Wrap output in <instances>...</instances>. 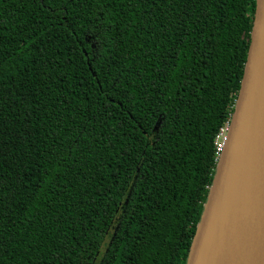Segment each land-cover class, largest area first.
Here are the masks:
<instances>
[{
    "label": "trees",
    "instance_id": "1",
    "mask_svg": "<svg viewBox=\"0 0 264 264\" xmlns=\"http://www.w3.org/2000/svg\"><path fill=\"white\" fill-rule=\"evenodd\" d=\"M256 0H0V264H186Z\"/></svg>",
    "mask_w": 264,
    "mask_h": 264
},
{
    "label": "water",
    "instance_id": "2",
    "mask_svg": "<svg viewBox=\"0 0 264 264\" xmlns=\"http://www.w3.org/2000/svg\"><path fill=\"white\" fill-rule=\"evenodd\" d=\"M226 136L186 264H264V0Z\"/></svg>",
    "mask_w": 264,
    "mask_h": 264
},
{
    "label": "built area",
    "instance_id": "3",
    "mask_svg": "<svg viewBox=\"0 0 264 264\" xmlns=\"http://www.w3.org/2000/svg\"><path fill=\"white\" fill-rule=\"evenodd\" d=\"M228 128H229V123H227L225 125V127H223L219 133H217V136L215 139V146L217 149L218 156L224 147L225 139H226V133L228 132Z\"/></svg>",
    "mask_w": 264,
    "mask_h": 264
},
{
    "label": "bare ground",
    "instance_id": "4",
    "mask_svg": "<svg viewBox=\"0 0 264 264\" xmlns=\"http://www.w3.org/2000/svg\"><path fill=\"white\" fill-rule=\"evenodd\" d=\"M227 133H228V132H227ZM227 133H226V135H227ZM227 138H228V136H226L224 147H223L222 151L220 152L219 156H218V154L216 155V159H215L216 168L219 167V164L221 163V161L219 162V159H220L221 155L224 154V151H225V148H226V143H227V140H228ZM214 145H215V143H214ZM215 148H216V146H215ZM216 153H217V149H216ZM217 165H218V166H217ZM225 165H226V158L224 159V162H223V164L221 165V175H220V179H222V180L225 179V178H224ZM215 173H216V169H215ZM214 175H215V174H214ZM213 178H214V177H213ZM211 185H212V184H211ZM210 187H211V186H210ZM210 187H209V189H210ZM208 193H209V192H208ZM217 195H218V193L215 195V200L217 199ZM207 196H208V195H207ZM203 209H204V208H203ZM262 236H263V239H264V233H262Z\"/></svg>",
    "mask_w": 264,
    "mask_h": 264
}]
</instances>
